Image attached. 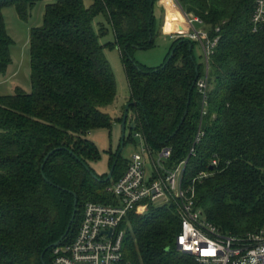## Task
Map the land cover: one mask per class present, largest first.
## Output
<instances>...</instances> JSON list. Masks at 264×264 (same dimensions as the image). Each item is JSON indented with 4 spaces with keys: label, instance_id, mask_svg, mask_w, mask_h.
Returning a JSON list of instances; mask_svg holds the SVG:
<instances>
[{
    "label": "trees",
    "instance_id": "trees-1",
    "mask_svg": "<svg viewBox=\"0 0 264 264\" xmlns=\"http://www.w3.org/2000/svg\"><path fill=\"white\" fill-rule=\"evenodd\" d=\"M42 1L49 4L43 25L31 35L32 92L18 88L0 96V264H43L42 255L63 237L72 218L70 192L77 196L78 212L65 244L76 237L88 203L114 202L107 188L128 168L129 159L120 156L113 179L105 182L108 174L98 175L90 165L101 154L88 135L112 127L104 109L117 96L114 72L93 25L99 15L112 27L111 45L122 53L129 102L138 103L130 110L128 124L135 128L126 143L140 134L155 153L169 147L173 154L164 165L171 171L188 158L202 122L204 137L185 173L187 186L208 173L195 184L197 205L225 234L264 230V32L253 30L256 0H178L184 12L203 21L212 39L220 38L203 119L194 86L197 70L204 71L195 58L197 43L175 39L158 68L133 57L155 44L160 0H0V75L8 72L13 44L3 9L14 6L27 19ZM59 148L43 169L47 155ZM118 152L111 154L110 170ZM214 160L218 165L212 167ZM128 220L126 264H193L188 257H171L181 230L175 201L151 205ZM53 249L45 253L46 264H54Z\"/></svg>",
    "mask_w": 264,
    "mask_h": 264
},
{
    "label": "built area",
    "instance_id": "built-area-1",
    "mask_svg": "<svg viewBox=\"0 0 264 264\" xmlns=\"http://www.w3.org/2000/svg\"><path fill=\"white\" fill-rule=\"evenodd\" d=\"M167 1L163 0L164 4ZM169 1L181 9L188 26V32L177 33L172 38L190 39L202 49L204 71L196 87L202 98L203 119L209 108L211 58L220 38L212 39L207 30L197 28L196 24L203 27V21L184 12L178 0ZM251 21L254 32H264V0L255 1ZM136 137L143 141L144 150L129 158L125 174L107 188L114 202H92L85 206L74 240L66 244L63 242L53 249L54 264H126L124 247L130 214H145L151 205L170 204L172 201L178 204L181 218L176 247L193 264H264V230L246 236L223 233L207 220L202 208L197 205L195 184L207 178L208 173L201 172L190 186L185 183L189 161L204 137L202 122L188 158L171 171L164 165L173 154L169 147L162 148L158 152L160 160L155 161V152L147 145L145 138L140 134ZM148 160L154 169L151 177L147 175ZM217 165L218 161L214 160L212 167Z\"/></svg>",
    "mask_w": 264,
    "mask_h": 264
},
{
    "label": "rangeland",
    "instance_id": "rangeland-1",
    "mask_svg": "<svg viewBox=\"0 0 264 264\" xmlns=\"http://www.w3.org/2000/svg\"><path fill=\"white\" fill-rule=\"evenodd\" d=\"M49 1L39 2L31 11L27 19H22L17 9L14 6L5 7L3 15L6 22L7 32L11 37L13 44L11 46V64L6 75H0V96H8L16 93L17 89H21L26 93L32 92L31 81V35L32 30L41 27L44 23V15L46 6ZM90 2H87L89 5ZM170 8L169 17L167 21L166 31H173L175 24L182 23V31L188 32V26L184 18L179 12L175 11L173 3L167 4ZM158 16L161 19V13L157 8ZM158 34L156 36L155 44L152 48L134 52V59L145 66L146 68H158L165 64L169 57L174 39L170 35H166L162 31L163 21H159ZM96 33L100 36V43L104 47L106 58L111 64V68L115 75L117 96L115 103L104 111L108 114L111 122V128H96L93 129L88 139L94 142L99 148L101 157L98 161L90 163L91 167L98 175L109 174L110 159L112 153H117L120 149L122 137V124L119 118L123 117L124 110L130 100V89L128 79L123 64V56L121 51L113 47L114 33L112 27L107 22L103 15L97 16L93 21ZM197 28H204L196 24ZM195 58L198 64L203 63L202 49L197 44L195 46ZM132 116V111L129 112V117ZM131 129L128 124L127 138L130 137ZM131 142L127 141L121 157L129 159L134 153L144 150L143 141L132 136ZM153 159L159 161L158 153L153 154ZM154 173L153 165L150 160L147 161V175L151 177ZM171 257L176 260H182L188 256L181 253L177 248L171 253ZM189 258V257H188Z\"/></svg>",
    "mask_w": 264,
    "mask_h": 264
},
{
    "label": "water",
    "instance_id": "water-1",
    "mask_svg": "<svg viewBox=\"0 0 264 264\" xmlns=\"http://www.w3.org/2000/svg\"><path fill=\"white\" fill-rule=\"evenodd\" d=\"M190 50L192 51L193 50V47H191ZM172 56H173V53H172L170 59L172 58ZM199 77H200V72H199V70H197V78H196V81L194 83V86H196V83H197V80H198ZM136 104H138V103L129 102L128 105L126 106L125 110H124L123 117H122V122H121V124H122V137H121L120 149H119V152H118L117 160L115 161L113 167L111 168V170H110L107 178L105 179V182H109V181H111L113 179V175H114V172H115V167L117 165V162H118V160H119V158L121 156V153H122L123 148L125 147V143H126L129 112H130L131 108L133 106H135ZM187 115H188V110L185 112V115H184V117H183V119L181 121V125L179 126L178 130L172 135V137L176 136L177 132L181 129L182 124L185 122ZM130 127H131V129H134L135 128V125H131ZM59 150H62V148L55 149V150L51 151L47 155V157L45 158L44 164L42 166L43 169L45 167L46 162L50 159V157L53 156ZM82 164L84 165V167L86 168V170L90 171V173H91V175H92L93 178L98 179L97 175H95V173H93L91 171L90 167L87 164H85L84 162ZM44 178L47 179L45 176H44ZM70 193L74 196L75 201H74V211H73V215H72V218H71V220L69 222V225H68V228L66 230V233L63 235V237L58 242H56L54 245L50 246L45 251V253L48 250H51V249L59 246L61 243H63L65 241V239L67 238V236L69 235V233H70V231L72 229L73 224L75 223L76 216H77V212H78V199H77V196H76V194L74 192H70ZM45 253L42 255L43 264H46L44 262Z\"/></svg>",
    "mask_w": 264,
    "mask_h": 264
},
{
    "label": "crops",
    "instance_id": "crops-1",
    "mask_svg": "<svg viewBox=\"0 0 264 264\" xmlns=\"http://www.w3.org/2000/svg\"><path fill=\"white\" fill-rule=\"evenodd\" d=\"M171 3L172 2L167 1L166 4H164L163 0H160L158 2L157 8L161 13V19L163 21V25H162L163 33L166 35H170L172 37L173 35H176L177 33L183 32L181 29H182V27L184 28V26H182V23L178 22L177 24H175L176 26H175V29L173 31H166L165 28L167 26V21H168L169 11H170V8L167 6V4H171ZM173 7L175 8L176 12H179L182 15L181 9L177 5L173 4ZM182 17H183V15H182Z\"/></svg>",
    "mask_w": 264,
    "mask_h": 264
},
{
    "label": "bare ground",
    "instance_id": "bare-ground-1",
    "mask_svg": "<svg viewBox=\"0 0 264 264\" xmlns=\"http://www.w3.org/2000/svg\"><path fill=\"white\" fill-rule=\"evenodd\" d=\"M168 2H171V1L168 0Z\"/></svg>",
    "mask_w": 264,
    "mask_h": 264
}]
</instances>
